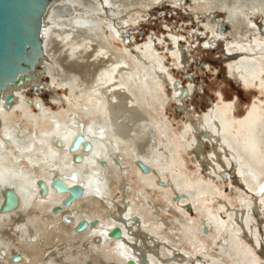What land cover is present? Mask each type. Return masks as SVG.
Wrapping results in <instances>:
<instances>
[{
    "label": "bare ground",
    "instance_id": "bare-ground-1",
    "mask_svg": "<svg viewBox=\"0 0 264 264\" xmlns=\"http://www.w3.org/2000/svg\"><path fill=\"white\" fill-rule=\"evenodd\" d=\"M160 1L53 0L49 5L42 32L45 58L37 74L6 88L0 101V208L5 190L19 198L15 208L0 211V264H256L253 252L264 244V227L258 229L254 216L264 213V101L254 98L236 117L233 103L218 93L220 103L194 121L186 118L171 135L161 110L169 97L177 103L192 95L193 85L185 89L171 76L153 48L156 38L127 46L117 27L132 7L146 10ZM183 2L191 15L204 20L207 32L228 26L226 34L219 31L229 38L228 71L245 90L264 94V39L257 37L264 29V0H173L175 7ZM66 5L78 11L70 20L63 18ZM217 12L225 14L226 23L216 20ZM256 15L260 27L252 20ZM111 39L123 43V49L115 50ZM168 39L175 45L169 55L179 62L178 37ZM33 86L38 94L48 91L50 104L58 108L25 97ZM9 92L14 101L6 107L3 97ZM83 141L92 145L89 152L81 144L75 148ZM205 144L213 150L203 169L194 153L202 155L198 149ZM178 149L190 153L212 183L228 178L213 172V164L220 160L232 167L244 187L237 193L238 206L219 200L222 212L204 209L198 193L215 196L214 191L174 170ZM74 155L82 160L74 162ZM139 163L148 171L135 166ZM70 174L77 180L66 178ZM54 179L69 187L78 184L82 196L63 205L67 194L49 187ZM155 179L162 180L164 191ZM39 181L48 187L45 195ZM167 193L173 196L164 197ZM189 200L200 214L195 222L181 209ZM160 208L165 215L153 219ZM65 216L73 222H65ZM80 221L87 227L77 232ZM117 228L120 237L110 236Z\"/></svg>",
    "mask_w": 264,
    "mask_h": 264
},
{
    "label": "rangeland",
    "instance_id": "rangeland-1",
    "mask_svg": "<svg viewBox=\"0 0 264 264\" xmlns=\"http://www.w3.org/2000/svg\"><path fill=\"white\" fill-rule=\"evenodd\" d=\"M128 2H132V0H128ZM185 2L175 7L173 0H162L156 5L147 7L146 10L145 8L134 6L128 11V13L125 12V14L127 13L125 18L127 21L121 22V25L117 26L118 31L127 37V46L142 45L149 36H152L154 39L156 38L153 48L156 54L163 57L164 65L170 70L171 76H173L181 87L185 89L188 88L187 86L189 83L193 85L194 90L192 95H187V97L184 99L182 98L181 101L177 103L173 102L169 97V105H166L163 110H161L163 116L170 122V128L172 129H170L171 135L174 137L176 133H178L177 131L181 129L182 123L186 118L190 117L194 121L196 120V115L206 111L209 108L208 106H211L212 103H220L221 101H219V98L217 97L218 93L222 95L223 101L233 103V115L236 117L241 116L246 112L248 106L253 103L254 98L264 101V94L253 89L248 91L245 90V88L240 85L236 74H231L230 71H228L227 61L229 59L228 55L225 53V43L227 41L226 39L229 38H224L222 35H219V31L226 34L228 32V26L225 25L223 29H220L219 27L218 31L214 33L207 32L204 27V20L202 18H195L191 15L192 12L189 8L188 2ZM59 8H62V5L59 6ZM71 9L72 8L68 5L64 6L63 10L67 12L63 11V18L66 19L69 17L67 19L70 20L72 14V17H74L76 13H78V11ZM64 12L66 14H64ZM131 13H133V17L130 16ZM214 17L216 20L226 23L224 13L217 12ZM252 20L258 27L262 26V19L258 15L254 16ZM261 32L260 36L257 37H262L264 39ZM169 35L178 37V44L181 47L180 53L182 58L179 62L169 55L170 47L175 46L171 40L168 39ZM111 42L113 48L117 51H121L124 47L123 43L120 41H113L111 39ZM37 69L38 68H36V71L33 72V74H37ZM37 92V90L34 91L32 88H29L28 92L24 93V95L28 99L39 97L49 108L52 107L51 109L53 110L58 108L56 106L53 108V105L50 104V94L48 91L44 90L40 94ZM167 94L171 96L169 88H167ZM180 107H183L184 110H177V108ZM198 150L200 153L202 152V155L199 153V155L196 153L194 154L198 157V162L200 161V164L203 166L202 168L206 169L205 158L207 152L213 150V148L205 144ZM177 152L178 162L174 164V170L182 172L184 176L189 179L188 181L190 183H202L210 188V190L214 191L213 194H215L216 197L211 196L210 192H206L205 194L198 193L197 199H199L204 209L207 208L210 211L222 212L219 206V200L224 201L225 205H230L234 208L238 206V194L243 191L244 187L243 183L238 180L236 176L237 174L232 167H224L223 164H220V160L217 164H213L211 166L213 172L220 174L227 173L228 178L220 183H212L208 180L204 170H198L190 153L188 154L180 149H178ZM217 153L219 152L217 151ZM135 166L138 165L136 164ZM141 173L144 174L142 171ZM134 179V181H136L135 176ZM162 183V180L155 179V186L164 191L165 187ZM231 187L234 189L233 193L229 192ZM247 194L250 196L248 191ZM154 195L159 199V194L155 191ZM163 196L168 198L173 195L167 193ZM150 197L154 200L153 195ZM181 209L186 218L191 221L193 220L194 222L199 220L200 214L193 210L191 200H189ZM165 213L166 212L160 208L158 211H153L152 217L155 220H161ZM263 214L262 212H259L258 216L254 214L260 231H262V228L264 227ZM221 215L222 218L225 219L224 214ZM239 239L240 241H244L241 238V235H239ZM205 242L208 241L205 239ZM196 257L197 259H200L198 255ZM253 257L256 264H264V244H262L256 252H253Z\"/></svg>",
    "mask_w": 264,
    "mask_h": 264
},
{
    "label": "water",
    "instance_id": "water-1",
    "mask_svg": "<svg viewBox=\"0 0 264 264\" xmlns=\"http://www.w3.org/2000/svg\"><path fill=\"white\" fill-rule=\"evenodd\" d=\"M53 0H0V101L6 88L22 85L24 81L30 80V74L36 71L40 61L45 58L43 50L42 32L44 30V16L49 5ZM225 24L221 25L223 29ZM264 36V29L261 32ZM43 70V69H42ZM33 90L36 87L33 86ZM14 101V95L9 92L3 97V104L8 107ZM81 142V141H80ZM60 145L59 140H55ZM81 144L83 152H89L92 145L88 141L76 143L75 148ZM82 159L79 155H74L73 161L80 162ZM143 172L148 171V167L138 164ZM70 180H77L75 174L66 176ZM40 194L45 195L48 187L41 181L37 183ZM49 187L57 194L66 193L67 196L62 204L68 206L72 201L80 198L83 194V188L78 184L67 186L64 180L54 179L50 182ZM19 198L12 189H7L3 193V204L1 212H6L17 206ZM60 208H54L59 211ZM64 221L73 222V217L65 216ZM87 227L85 221L78 222L75 230L80 232ZM110 236L119 238L120 230L113 229ZM14 256L13 260H18ZM132 264V262H129Z\"/></svg>",
    "mask_w": 264,
    "mask_h": 264
}]
</instances>
